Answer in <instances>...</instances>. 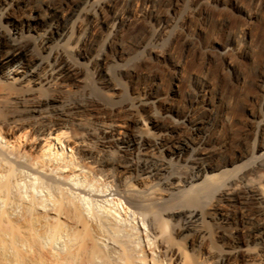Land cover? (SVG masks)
<instances>
[{"label":"bare ground","instance_id":"obj_1","mask_svg":"<svg viewBox=\"0 0 264 264\" xmlns=\"http://www.w3.org/2000/svg\"><path fill=\"white\" fill-rule=\"evenodd\" d=\"M130 1L0 0V81L16 90L7 95L33 117L32 122L9 126L10 133L26 128L24 142H10L0 135V264H170L156 261L154 251L175 264H187L182 248L172 250L163 242L161 220L169 222L191 251L205 239L219 242L223 249L205 264H230L231 258L243 255L260 260L259 251L264 253V194L256 179L264 161L261 153L251 154L239 174L216 187L214 201L203 209L176 203L164 207L182 186L204 180L211 168L213 150L207 133L215 106L206 87L197 89L192 109L205 110L201 118L188 113L167 121L171 110L164 104L160 118L142 117L140 109L162 100L149 86L136 90L133 101L119 106L129 115L123 121L98 119L95 129H86L94 146L74 145L87 158H102L110 150L117 156L109 163L112 172H103L106 182L117 183L111 191L92 189L99 171L65 151L70 142L62 129L67 121L63 101L44 92L79 86L85 81L80 69L85 63L99 86L117 94L119 87L111 82L108 66L123 56L119 32L128 20L118 7ZM203 2L225 7L221 0H194L192 11L200 12ZM153 13L148 16L152 21L157 16ZM148 54L162 57L153 49ZM226 63L231 65L229 60ZM177 80L175 76L170 93L176 91ZM261 83L260 108L252 115L256 128L264 126V73ZM219 92H214L217 98ZM104 165L99 162V170ZM115 194L124 199L122 205L110 197ZM144 201L159 212H148ZM244 205L261 208L257 213L262 218L249 233L241 212ZM127 214L136 219L135 226H125L122 220ZM251 240L256 248L247 247Z\"/></svg>","mask_w":264,"mask_h":264},{"label":"rangeland","instance_id":"obj_2","mask_svg":"<svg viewBox=\"0 0 264 264\" xmlns=\"http://www.w3.org/2000/svg\"><path fill=\"white\" fill-rule=\"evenodd\" d=\"M221 1L225 7L216 8L210 2L201 3V7L200 5L198 7L201 13L192 11L194 0H132L128 6L120 5L118 10L128 20L121 28V33L119 32L123 56L121 60L113 59L108 66L111 82L119 87L117 94L114 95L110 90L99 86L85 63L80 67L86 74L85 81L79 86L70 87L62 92H44L47 95L56 94L63 101L61 110L63 109L67 121L62 129L70 142L65 151L70 152L79 163L87 164L92 170L95 168L94 171H99L95 174L99 183L94 182L95 187L92 186V189L111 191L117 188L115 181H105L103 173L112 172L110 164L115 162L117 156L110 150L104 157L95 158L96 162L95 159L87 158L86 153L78 150L74 144L77 142L84 148L94 146V140L87 135L86 129H95L98 119L109 123L123 121L129 115L119 111V106L133 101L136 90L149 86L162 100L158 104L140 109L139 113L144 118H160L159 112L163 104L171 110L167 121L173 122L188 113H192V118L203 117L205 110L201 108L195 109L194 112L192 110L199 87L211 90L208 97L215 106L213 124L207 133V143L213 150L207 177L198 181L195 186H182L172 201L164 203V207L176 203L183 207L203 209L205 205L214 201L215 188L222 185L228 177L239 174L243 165L248 163L251 154L261 153L260 156H264V126L256 128L252 119V115L259 111V99L262 96L264 0ZM230 2L234 6H229ZM151 12H155L154 16L157 13L156 21L148 18ZM244 13L250 14L251 19L243 17ZM218 43L225 47V51ZM184 44H187L188 48L184 47ZM149 49L160 53L162 57L149 55ZM208 58L209 63H206ZM227 60L231 62L230 66L226 63ZM175 76L178 78L177 88L175 92L170 93ZM216 89L220 91L218 98L214 95ZM0 90L4 91L0 93V135L10 142L20 140L22 143L26 138V128L10 133L9 126L14 123L21 125L32 122L30 117H33L29 116L24 105L7 95L8 92H16L15 89L0 81ZM148 131L150 134L156 133L152 129ZM180 131L186 134L182 127ZM27 152L31 153L30 150ZM99 162L105 163L103 171L99 170ZM256 179L264 194V161ZM110 197L114 200L117 198L119 205L124 203V199L116 194ZM142 206L150 213L159 212L150 202L144 201ZM241 210L246 222L245 232L249 233L262 218L259 217L262 216L259 215L261 208L244 205ZM127 215V218L124 216L122 220L125 221V226H135L136 219ZM161 221L163 242L172 250L175 247L182 248L187 264H205L208 258L223 249L219 242L212 240V243L205 239L199 243L195 251H191L175 236L169 222ZM206 227L212 231L211 225L207 224ZM256 246L252 240L247 243L249 248ZM154 252L156 261L163 259L165 263H176L172 258H163L161 252ZM259 253L260 260L257 258L258 260L251 261V258L243 255L241 258L248 259L249 262L246 260L247 262L243 263L237 256L231 258L229 263L264 264V253L261 251Z\"/></svg>","mask_w":264,"mask_h":264}]
</instances>
